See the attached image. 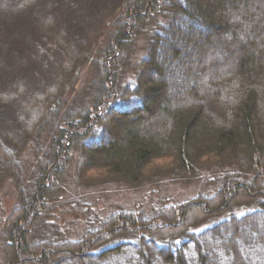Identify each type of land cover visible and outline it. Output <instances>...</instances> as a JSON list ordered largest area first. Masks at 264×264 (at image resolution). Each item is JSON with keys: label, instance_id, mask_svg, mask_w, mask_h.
<instances>
[{"label": "trees", "instance_id": "1", "mask_svg": "<svg viewBox=\"0 0 264 264\" xmlns=\"http://www.w3.org/2000/svg\"><path fill=\"white\" fill-rule=\"evenodd\" d=\"M73 163L76 186L221 185L68 239ZM7 177L6 264H264V0H0Z\"/></svg>", "mask_w": 264, "mask_h": 264}, {"label": "rangeland", "instance_id": "2", "mask_svg": "<svg viewBox=\"0 0 264 264\" xmlns=\"http://www.w3.org/2000/svg\"><path fill=\"white\" fill-rule=\"evenodd\" d=\"M233 20L238 21L239 17L235 15ZM202 41L200 42L201 44H203ZM143 43V39L137 42L138 54L142 52L141 48ZM182 47L185 49L187 46L182 44ZM212 49L215 51L216 45ZM194 54L195 49L193 47L189 55L195 59L194 61H197V57H202V53L193 56ZM136 58L137 56H134V59ZM165 58L168 61H172V57L169 54ZM84 68L85 71L79 80V86L85 83L88 78L90 79L92 75L91 68ZM176 68L177 66H174L171 73ZM194 84L198 85V80ZM72 97L73 94L70 95V99ZM25 160L27 164H33L35 156L32 149L27 152ZM68 170L70 183L65 192L61 194V206L57 213L58 219H56V224L63 227L65 236L68 239H74L86 227L92 226L94 223H89V219L91 221L99 220L101 222L109 219L110 216L119 211H125L127 213L144 212L148 214L152 209L159 208L164 203H180L196 197L201 192L211 194L215 191L216 187L218 188L221 185L220 180L209 181L210 183L206 182L207 184L204 185V190L202 191V185L200 183L193 181L175 182L169 178H163L158 183L146 182L136 188L130 187L127 183L120 180H110L93 186H76L73 184L75 173L74 163L71 164ZM16 201L15 187L10 178L7 177L3 179L0 185V264H6L4 257V244L6 242L4 219ZM213 221L217 222V219H213Z\"/></svg>", "mask_w": 264, "mask_h": 264}]
</instances>
